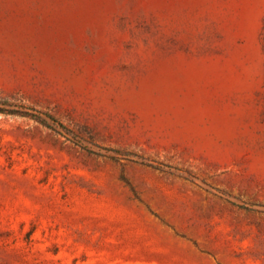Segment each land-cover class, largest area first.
Wrapping results in <instances>:
<instances>
[{
	"label": "rangeland",
	"instance_id": "1",
	"mask_svg": "<svg viewBox=\"0 0 264 264\" xmlns=\"http://www.w3.org/2000/svg\"><path fill=\"white\" fill-rule=\"evenodd\" d=\"M0 107V264H264V0H0Z\"/></svg>",
	"mask_w": 264,
	"mask_h": 264
},
{
	"label": "trees",
	"instance_id": "2",
	"mask_svg": "<svg viewBox=\"0 0 264 264\" xmlns=\"http://www.w3.org/2000/svg\"><path fill=\"white\" fill-rule=\"evenodd\" d=\"M0 112H10V111H8V109H5V108H2V107H0ZM48 118H50V119H52L53 121H55L54 119H53V117H51L50 115H46ZM58 124H60V123H58ZM60 126H62V125H60Z\"/></svg>",
	"mask_w": 264,
	"mask_h": 264
}]
</instances>
